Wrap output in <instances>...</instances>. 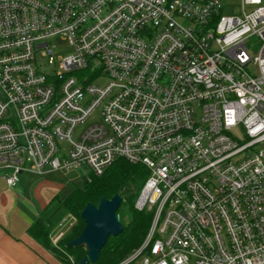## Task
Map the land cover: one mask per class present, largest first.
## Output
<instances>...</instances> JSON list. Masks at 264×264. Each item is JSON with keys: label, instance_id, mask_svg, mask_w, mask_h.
<instances>
[{"label": "built area", "instance_id": "obj_1", "mask_svg": "<svg viewBox=\"0 0 264 264\" xmlns=\"http://www.w3.org/2000/svg\"><path fill=\"white\" fill-rule=\"evenodd\" d=\"M229 1L0 0V179L124 158L154 217L118 264H264V0Z\"/></svg>", "mask_w": 264, "mask_h": 264}, {"label": "trees", "instance_id": "obj_2", "mask_svg": "<svg viewBox=\"0 0 264 264\" xmlns=\"http://www.w3.org/2000/svg\"><path fill=\"white\" fill-rule=\"evenodd\" d=\"M148 175V169L144 165L118 158L102 175L91 174L90 179H84L82 186L67 182L28 227V233L63 264H78L85 256L84 248L68 249L66 244L78 237L86 225L81 217L82 210L88 203L97 204L102 196L111 198L118 193L123 198L121 206L125 205L127 208L124 215L129 217V222L123 226V233L109 238L101 250L98 262L95 263L118 264L139 249L148 236L154 211L135 208ZM67 214L73 215L77 223L58 246H54L50 232ZM124 215H121V220Z\"/></svg>", "mask_w": 264, "mask_h": 264}, {"label": "crops", "instance_id": "obj_3", "mask_svg": "<svg viewBox=\"0 0 264 264\" xmlns=\"http://www.w3.org/2000/svg\"><path fill=\"white\" fill-rule=\"evenodd\" d=\"M64 185L48 178L21 176L10 187L0 179V264H62L29 235L28 227Z\"/></svg>", "mask_w": 264, "mask_h": 264}, {"label": "water", "instance_id": "obj_4", "mask_svg": "<svg viewBox=\"0 0 264 264\" xmlns=\"http://www.w3.org/2000/svg\"><path fill=\"white\" fill-rule=\"evenodd\" d=\"M122 202V196L117 193L111 198L102 196L97 204L88 203L84 207L81 217L86 225L78 237L66 244L68 249L84 248L85 256L79 264L97 263L109 238L123 233L124 227L118 213Z\"/></svg>", "mask_w": 264, "mask_h": 264}, {"label": "rangeland", "instance_id": "obj_5", "mask_svg": "<svg viewBox=\"0 0 264 264\" xmlns=\"http://www.w3.org/2000/svg\"><path fill=\"white\" fill-rule=\"evenodd\" d=\"M225 13L230 14H241V8H240V2L239 0H230L228 2V5L225 9ZM53 44H55V52L58 55H70L74 53V48L70 46L66 41L60 40L59 38L52 40ZM92 120L87 121L84 125L79 126V128L75 131L74 137L77 138L79 133L88 128L90 125H92ZM87 174L86 170L80 168V169H69V170H59L47 173L46 175H38L30 172H25L22 175V178L27 177H35V178H48L51 181L56 182L57 184H66L67 182H72L78 186H82L85 175ZM53 190V189H52ZM139 199V198H138ZM138 200L135 203V208L139 209ZM143 210V209H142ZM127 211V208L125 205L121 206L119 215L121 220V215H124ZM129 222V217L124 215L123 219L121 220V223L123 226H126ZM77 223V221H76ZM75 224V218L71 214H67L64 216V218L55 226L52 228L50 232V238L52 241L60 242L73 228ZM54 246H58L54 245ZM63 264V263H62Z\"/></svg>", "mask_w": 264, "mask_h": 264}]
</instances>
